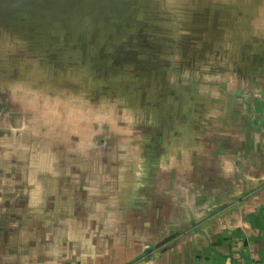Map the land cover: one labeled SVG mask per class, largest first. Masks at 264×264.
<instances>
[{
    "label": "crops",
    "instance_id": "0c3cea01",
    "mask_svg": "<svg viewBox=\"0 0 264 264\" xmlns=\"http://www.w3.org/2000/svg\"><path fill=\"white\" fill-rule=\"evenodd\" d=\"M146 6L142 53L158 54L174 26L173 55L191 72L234 74L235 93L245 89V146L206 148L219 134L208 116L199 128L189 116H127L157 87L166 97L162 83L122 71L101 97L82 64L80 86L57 72L29 89L40 74L21 63L22 76L0 74V264H264V0Z\"/></svg>",
    "mask_w": 264,
    "mask_h": 264
},
{
    "label": "rangeland",
    "instance_id": "374dc122",
    "mask_svg": "<svg viewBox=\"0 0 264 264\" xmlns=\"http://www.w3.org/2000/svg\"><path fill=\"white\" fill-rule=\"evenodd\" d=\"M149 1L155 9L154 13H161L162 0H0V74L22 76L23 72L17 68L22 63L21 66H26L30 73L39 71L40 74V78H36L39 85L27 84L29 89L39 87L47 76L57 77V72L61 77L70 75L68 84L80 86L84 74L80 73L79 67L83 64L86 73L92 72L85 81L87 79L89 84L92 81L93 94L102 97V94L110 95L112 89L111 84L102 85L104 78L122 84L121 72L131 73L136 80H150L153 85L162 83L167 86L164 91L169 93L164 97L157 87L153 96L157 92L162 93L161 99H158V94L148 99L135 98L141 109L126 110L127 116L137 119H140L139 116H189V120L194 119L190 122L197 128L203 116H208L211 124L206 121L205 130L214 128L219 134L215 140L211 136L205 137L206 148L211 150L215 141L221 145L234 144L242 149L245 142L239 133L244 131L243 124L248 123L245 117V89L235 93L234 74L233 83H230L231 74L228 73L216 78L191 72L196 69L195 63L187 66L183 57L173 55L176 49L172 51L171 45L179 44L174 26L170 28V36L160 34L161 38L156 40L158 54L142 53L140 48H146V42L139 38L148 27L146 4ZM156 18L158 20L159 17ZM174 38L177 40L173 43ZM160 49L165 55H160ZM70 65L78 66V72L69 73L67 67ZM52 66L63 68L55 70ZM183 69L188 72H183ZM101 71L105 77L98 74ZM30 73L24 74V77ZM141 90L146 91L144 86L138 91ZM112 91L113 96L120 92L117 88ZM168 100L172 101L170 106L168 102L164 103ZM30 106L34 107L33 104ZM113 113L117 116L116 112ZM214 118L220 128L211 121ZM107 124V127L111 125L109 121ZM138 124L142 127L144 121ZM129 125L133 122L130 121ZM145 128L150 127L145 125ZM145 128L144 134L148 135L149 131ZM176 128L174 130L181 129L180 126ZM186 140H191V137ZM161 149L155 152L156 155L161 153Z\"/></svg>",
    "mask_w": 264,
    "mask_h": 264
}]
</instances>
